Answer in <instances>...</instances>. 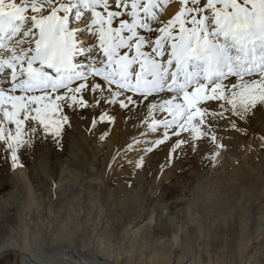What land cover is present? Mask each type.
Masks as SVG:
<instances>
[{"label":"snow or ice","instance_id":"snow-or-ice-1","mask_svg":"<svg viewBox=\"0 0 264 264\" xmlns=\"http://www.w3.org/2000/svg\"><path fill=\"white\" fill-rule=\"evenodd\" d=\"M169 2L0 0V160L61 149L89 109L97 132L148 117L128 146L136 167L161 146L165 167L249 134L264 148V0H172L164 16Z\"/></svg>","mask_w":264,"mask_h":264},{"label":"bare ground","instance_id":"bare-ground-1","mask_svg":"<svg viewBox=\"0 0 264 264\" xmlns=\"http://www.w3.org/2000/svg\"><path fill=\"white\" fill-rule=\"evenodd\" d=\"M174 10L175 5L170 0L169 5L162 10V15L167 16ZM87 114L88 119L81 121L65 136V158L58 151L55 152V146L49 143L31 160L28 156L22 157L25 167L12 168L16 191L23 197V202L18 203L12 191L9 197H0V203L6 204L0 207V216L14 219L12 226H6L5 236L0 235V256L12 255L13 264H264L263 249L253 260L249 259V255L244 258L241 255L243 248L251 245L254 239L248 236L252 233L254 236L257 230L264 231V219H259V223L255 220L264 207V148L259 146L258 138L249 134L232 140L230 150L221 151L211 161L207 155L202 160L200 154L191 159L199 169V174L194 176L196 179L218 181L214 180L203 188L197 182L190 187L189 197L182 194L170 205L160 203L150 208L148 224L161 226L168 220L166 222L172 225L168 239L160 240L161 237L156 235L153 236V242L140 241L139 237H150V231L142 233L143 226L140 225L131 230V224H136L137 217L127 222L122 233L118 232L119 225H116L114 233L103 238L108 231L109 207L102 202L101 190L106 191L110 187L106 179H111L116 169L121 172L124 167L132 166L137 161L139 149L132 151L128 146L135 144L133 137L141 138L140 132L148 117L136 123V127L133 126L134 122L123 117L98 124L100 132L106 133L101 139L100 132L91 128L93 116L90 109ZM9 127L15 132V126L7 123L5 132ZM252 129L256 133L264 132V114L257 115ZM25 136L27 138V132ZM113 157L117 159L109 170L108 165L113 162ZM186 158L177 159L163 178L175 179L174 170L182 166ZM153 159L154 156L149 153L145 164L152 163ZM99 160H102L100 170L95 168ZM52 162L56 166L54 176L46 171ZM2 164L10 165V162L0 160ZM37 166H44V172L50 177L39 179L43 187L40 186V193H37L38 184L34 179V175H39ZM192 173H195L194 170ZM123 177L120 174L116 184L124 190ZM96 181L100 187L94 196L92 185ZM49 185L51 188L47 189ZM154 191L149 192L152 194ZM182 202L187 221L178 219L177 214L173 213L174 209L182 210ZM200 208L203 215L197 212ZM141 209L138 215L140 221L145 207ZM198 215L204 218L200 219ZM189 223L196 224V233H191ZM229 225L231 241H228V247L230 250L237 248L234 252L236 256L227 260L217 256L208 257L205 254L208 249L205 248L219 246L222 236L229 232L221 226ZM256 225L260 227L254 229ZM177 248L180 253L176 255Z\"/></svg>","mask_w":264,"mask_h":264},{"label":"rangeland","instance_id":"rangeland-1","mask_svg":"<svg viewBox=\"0 0 264 264\" xmlns=\"http://www.w3.org/2000/svg\"><path fill=\"white\" fill-rule=\"evenodd\" d=\"M26 139V136H25ZM67 141L64 137L63 139V147L61 149H57L55 147V152L58 151L62 158H65V153L67 152ZM37 152L34 153L31 156H28L31 160L36 156ZM151 155L154 156V159L152 163L145 164L142 167H136V165L124 167V170L118 171L116 169L114 175L111 177V179H106L109 183V188L106 191L101 190V199L102 202L106 203L109 207V215H108V231L103 236L108 237L110 234H113L114 227L116 225H119L118 232L122 233L124 226L132 220L133 218H136V224H131V230L135 229L137 227L143 226L142 233L143 232H149L150 231V237L146 236V238L139 237L140 241H148L153 242V236H159L161 237L160 240L168 239L171 236L172 232V225L169 222L164 221L161 226L157 225H150L147 222V217L150 213L149 210L155 205H158L160 203L168 204L179 198L182 194L184 197H189L191 194L190 187H193L197 184V182L201 184V188L207 187V185H211L214 180L218 181V179H196L194 176H196V173L199 174V169H197L195 164L191 161L194 157H198L197 153H193L191 150H188L187 158L185 159V162L182 166L174 170L176 172V178L171 180H166L163 178V176L167 173V169H171V167H165L166 163H168V148L160 147L155 152L151 153ZM99 155H94V157ZM57 157V156H56ZM55 157V158H56ZM101 161L99 160L95 164V168L100 170L101 167ZM150 161V162H151ZM57 164V163H56ZM190 165V166H189ZM185 169H184V167ZM206 168V167H205ZM44 166H37V170L39 171V175H34V179L37 180L36 184H38L37 193L41 192V177H46L47 179H50L49 174L54 176L56 174V166L55 162H52L51 165L48 166V170L46 169V174ZM12 168L10 165H0V197L6 198L9 194V192H13L16 197V200L19 202H23V197L21 194L16 191V181L12 177ZM73 170V169H70ZM188 170V171H187ZM194 170V174L192 171ZM186 171V172H185ZM30 172L32 173L33 170L31 169ZM191 172V173H190ZM12 174V175H11ZM122 174L124 179H121L123 181L124 190L117 186L116 181L119 180V176ZM190 174V175H189ZM179 175V176H178ZM143 178V179H142ZM15 181V182H14ZM40 181V182H39ZM215 181V182H216ZM50 183V181L48 182ZM99 182L96 181L93 183V195H96V192L100 186L98 184ZM262 183H259V186ZM41 186V187H40ZM157 186V187H156ZM153 187V188H151ZM154 187H156V190L154 191ZM43 188V187H42ZM51 188L49 185L47 189ZM112 188V189H111ZM149 188V189H148ZM152 189L154 193L152 192ZM185 189V190H182ZM260 189V187H259ZM112 190V191H111ZM150 191V192H149ZM264 195V194H263ZM9 197V196H8ZM16 202V201H15ZM18 203L16 205L20 206ZM163 204V205H164ZM5 203H0V207H5ZM181 206V207H180ZM180 211H177L176 209L173 210V213H176L179 217L178 219L187 221V214L185 211V205H180ZM145 207V213L142 215V220L140 221L139 218V212H142V209ZM197 212H199V215H203L202 209H198ZM262 214H264V207L259 211L258 216H256L255 220L263 218ZM198 215V217H199ZM200 219L204 218V216H200ZM186 219V220H185ZM14 219L0 216V235L5 236L6 226H12ZM140 225V226H139ZM134 226V227H133ZM224 228L223 230L229 231L226 232V236H222L221 242L219 246H208L205 249V254L208 257H214L217 256L219 258H224L225 260L229 259L232 256H236L234 253L237 248H234V250H230L228 247V241L230 240L229 237H231V225L229 226H221ZM260 225L253 226L254 229H258ZM189 229L191 233H196V224L189 223ZM253 229H251V232ZM117 232V231H116ZM152 233V234H151ZM145 236V235H144ZM249 238H254L250 242L251 245H248L247 248H243L241 255L244 257L250 256V260H253L255 257L258 256L259 251L262 249L264 250V231L257 230L252 235L248 236ZM231 241V240H230ZM248 244V243H247ZM201 245V244H200ZM176 255L180 253L179 248L175 249ZM0 264H13V257L10 254L2 255L0 256Z\"/></svg>","mask_w":264,"mask_h":264}]
</instances>
